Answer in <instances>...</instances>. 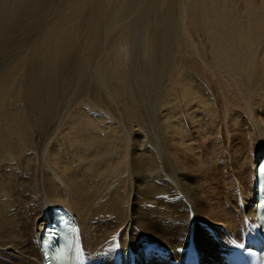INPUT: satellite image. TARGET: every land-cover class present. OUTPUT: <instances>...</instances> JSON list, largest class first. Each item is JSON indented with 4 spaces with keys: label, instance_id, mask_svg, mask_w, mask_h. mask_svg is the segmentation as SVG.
I'll return each mask as SVG.
<instances>
[{
    "label": "bare ground",
    "instance_id": "bare-ground-1",
    "mask_svg": "<svg viewBox=\"0 0 264 264\" xmlns=\"http://www.w3.org/2000/svg\"><path fill=\"white\" fill-rule=\"evenodd\" d=\"M16 1V6H0V41L17 27L23 29L22 35L4 42L6 49H20L0 71V264H42L39 233L57 207L75 218L90 264H115L116 258L130 256L136 264H182L189 244L197 264H223L220 254L231 252L237 243L226 237L225 230L243 238L253 234L249 228L254 224L256 167L264 156V122H257L254 115L258 105L264 111V51L254 55L257 62H248L250 68L256 65L257 88L250 90L248 100L236 104L256 128L250 147L245 144L240 151L238 132L230 128L236 113L225 103L220 105L199 79L200 57L184 60L174 90L165 96L163 125L156 130L155 114L161 105L157 97L174 63V45L163 52L156 83H148L144 102L155 118L144 119L135 90L124 84L125 121L120 124L114 117V136L105 142L93 139L98 149L89 154L86 130L91 122L105 118L98 113L104 107L98 90L110 93L104 72L95 63L97 48L81 56L76 52L79 29L100 44L101 35L109 37L106 30L115 33L117 38L106 45L125 64V49L131 40H138L137 34L140 39L146 36L155 20L167 26L172 18L168 6H178L184 20L186 8L181 0H161L166 6L144 10L145 22L139 26L141 7L126 6V1L108 29L111 6L95 4L88 10L90 19L80 18L78 6H70L59 12L60 18L48 20L51 29L46 24L43 33L26 45L46 20L22 23L18 13L32 15L36 10ZM191 1L197 6L196 17L212 11L206 0ZM225 6L227 0H219L221 27L215 40L225 39L217 46L225 50L220 52L224 63L220 67L236 71L238 67L230 63L232 54L241 61L252 54L233 52L240 42L236 34L240 23ZM261 24L260 38L256 37L264 42V15ZM88 65L96 78L89 98L76 103L65 119L59 118L61 102L55 96L59 72L75 74L83 83ZM95 157L97 162H87Z\"/></svg>",
    "mask_w": 264,
    "mask_h": 264
},
{
    "label": "rangeland",
    "instance_id": "rangeland-1",
    "mask_svg": "<svg viewBox=\"0 0 264 264\" xmlns=\"http://www.w3.org/2000/svg\"><path fill=\"white\" fill-rule=\"evenodd\" d=\"M20 1H22L20 6H30L36 10V12H34L32 15L27 11L18 13L16 17H21L22 19L20 21H22V23H33L40 19L46 20L38 26L39 29L34 33L33 36L28 37L25 43L26 45L30 44L39 34L43 33V29L48 23L49 19L51 22L56 16L60 18L62 15L58 16L59 12L64 8L67 9V7L70 6H78V15L80 18L86 16L89 19L90 16L88 14V10L93 6H97V3H102L101 6H111L109 9H107L110 12V15L106 21V27L108 29L112 25L114 18L121 14L123 6L127 3L126 1H128L126 6L141 7L140 15L137 17V24L139 26H142L145 22L144 10H148L151 7L164 8L166 6V3L161 0ZM174 1L177 2V0ZM206 1L209 5L206 7H208L213 12L209 11V13H204L199 17H196L197 6L195 3H193L191 0H185L184 3L181 0L182 5L186 8L185 20L179 13L177 8L178 6H168L170 9H172V11H169L170 15L172 16L169 24L162 27L161 21L158 22L155 20L152 27L150 26L151 29L149 30L148 34H146V36L140 39V36L137 34L136 38H138V40H131L129 46L125 49V64L123 63V58L121 57L118 60L114 49H112L110 45H106V43H109L113 37H116L115 33H110L106 30V32L109 34V37L104 38L101 35L99 41L101 38L103 40L100 44L93 40L89 33L79 29L80 31L78 32V39L76 40V52L79 54V56H81V54L86 55L88 51H91L94 46L97 48L95 63H99L100 69L104 72L110 93V95L107 94L101 88L98 90V97L103 102L104 106L102 109L98 110V113L103 114L105 118L99 119L97 122H91L89 124V128L86 130V135L89 137V142L85 148L89 154L95 153L98 149L91 142L93 139H96L100 142H105L107 137L110 135L114 136L112 127L114 117L119 121L120 124H122V120L125 121V114L122 109V101L124 99L122 87L124 84L131 90H135L137 103L139 104L140 111L144 115V119H146V116L155 118L156 115V117H158L156 121V130H161L163 125L161 119L163 114L166 113L165 96L171 88L174 90V82L177 79L178 72L180 71L184 60H191L196 57L201 58V61L199 62L201 73L198 74L201 82L214 92V96L220 101V105L225 103L233 110V112L236 113V119H234V121H236L238 124L236 125V122H234L233 126H230V128L234 127L235 132H238L236 143L238 147L240 146V151L245 144H247V146L245 145L246 147L251 146L250 142L252 141L254 135H256L253 134L256 128L253 126L254 124H252V121L248 118L247 112H240L241 106L236 104H238L241 99L248 100L247 96L250 90H255L257 88V80L253 78L257 69L256 65H252L250 68V63L248 62L250 60L257 62V57L256 59L253 58L254 55L258 56L264 51V42L256 37L259 35L260 38V32L262 30L261 23L264 15V0H227L228 6H225V8L234 11L240 23V27L238 26V32L236 33L237 36L240 37V42L235 45L233 52L238 54H241V52L244 54L250 52L248 55L252 54L250 59H245L243 61H241L239 58H235V55L232 54L234 58L230 59V63L235 64L238 67V70L236 71L234 69H223L220 67L221 64H224L221 60L220 52L222 51V53H224L225 50L217 49V46L220 43L224 44L225 39L218 37V39L216 38L217 40H215V34L218 31L217 27H221V22L219 19H217L220 18V15L218 16L219 0ZM16 2V0H0V6H16ZM148 14L153 16L151 13ZM51 18L53 19L51 20ZM28 25L30 24H27V26ZM47 29H51V24H47ZM255 29L258 30V33ZM22 33L23 29L17 27L11 32L10 35L5 36L4 39L0 41V71L9 64L8 62L11 61L13 55L20 49H6L4 42L10 39V37L15 38L22 35ZM156 33H159V37H155ZM244 37H246L245 39L248 41L245 40V42ZM254 40H257L256 44ZM253 43L254 45H252ZM174 45V63L172 64L171 68L167 69L166 85H164L162 91L159 93L160 95L157 97V99L161 98V105L157 109L158 114L154 115L153 112H147V105L144 102L145 98L147 97L146 93L149 86L148 83H156V79H158L159 76V66L163 64V52L165 54L168 48ZM104 46H107V48ZM229 48L226 47V50ZM230 50L232 49L230 48ZM87 68L89 74L84 79L83 83H78V78L75 76V74L67 75L64 69L59 72V82L57 83L55 94L56 98L61 102V111L58 112L59 118L65 119L76 103L89 98V93L94 87L96 78L95 71L92 70V67L88 65ZM187 72L189 71L187 70ZM253 96H255V94H252V97ZM235 100L236 103L234 102ZM230 101H233L234 104L230 105ZM254 115L257 117V120L254 117L257 122H264V111L262 112L260 105L255 107ZM222 128L223 137L226 140L224 127ZM237 129H239V131H237ZM205 141L209 140L206 139ZM243 149L246 148H242V150ZM97 160V157H95L93 160L90 159L87 162L95 163ZM44 186L46 188V181ZM233 237L238 238L240 235L238 233H233ZM92 264L97 263L93 262Z\"/></svg>",
    "mask_w": 264,
    "mask_h": 264
}]
</instances>
